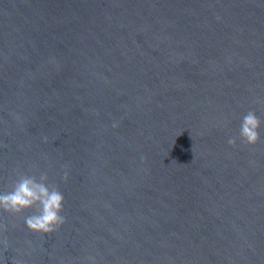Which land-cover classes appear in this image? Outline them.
Returning <instances> with one entry per match:
<instances>
[{
	"label": "water",
	"instance_id": "obj_1",
	"mask_svg": "<svg viewBox=\"0 0 264 264\" xmlns=\"http://www.w3.org/2000/svg\"><path fill=\"white\" fill-rule=\"evenodd\" d=\"M41 172L0 264H264V0H0V190Z\"/></svg>",
	"mask_w": 264,
	"mask_h": 264
},
{
	"label": "clouds",
	"instance_id": "obj_2",
	"mask_svg": "<svg viewBox=\"0 0 264 264\" xmlns=\"http://www.w3.org/2000/svg\"><path fill=\"white\" fill-rule=\"evenodd\" d=\"M261 124L256 112L249 110L240 121L238 137H230L228 144L235 145L237 139L249 145L257 143ZM67 178L68 173L64 172L63 179ZM63 209L64 194L57 185L49 182L46 172H41L38 177L18 173L10 190H0V211L20 215L30 210V214L24 216V224L34 233L50 234L61 227L66 221Z\"/></svg>",
	"mask_w": 264,
	"mask_h": 264
}]
</instances>
